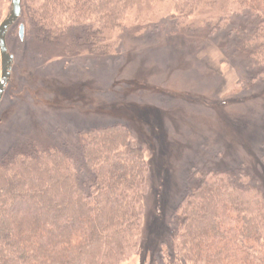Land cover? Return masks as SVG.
I'll return each instance as SVG.
<instances>
[{"label":"trees","instance_id":"1","mask_svg":"<svg viewBox=\"0 0 264 264\" xmlns=\"http://www.w3.org/2000/svg\"><path fill=\"white\" fill-rule=\"evenodd\" d=\"M138 1L22 0L25 36L49 44L70 35L109 55L121 48ZM171 1L170 32L189 34L187 51L224 36L226 62L249 75L234 93L264 81V0ZM262 122L264 129V113ZM147 154L122 123L80 131L75 148L15 142L0 158V264H123L142 244ZM189 181L172 214L178 258L167 264H264V183L256 174L244 162L194 166Z\"/></svg>","mask_w":264,"mask_h":264},{"label":"rangeland","instance_id":"2","mask_svg":"<svg viewBox=\"0 0 264 264\" xmlns=\"http://www.w3.org/2000/svg\"><path fill=\"white\" fill-rule=\"evenodd\" d=\"M173 6L139 0L124 21L121 48L104 56L78 47L70 35L49 44L21 39L22 18L7 34L15 61L0 103V158L15 142L75 148L80 131L117 123L146 144L150 190L142 244L123 264L178 258L170 252L172 214L194 166L229 169L244 162L264 183V81L234 93L238 78L249 75L226 62L224 36L187 51L189 34L170 32ZM10 8L11 0H0V23Z\"/></svg>","mask_w":264,"mask_h":264},{"label":"water","instance_id":"3","mask_svg":"<svg viewBox=\"0 0 264 264\" xmlns=\"http://www.w3.org/2000/svg\"><path fill=\"white\" fill-rule=\"evenodd\" d=\"M22 0H11V8L7 16L0 23V56H1V76H0V103L4 92L10 83L15 56L9 51L7 44V34L9 29L18 22L22 16ZM19 36L24 39L25 26H19Z\"/></svg>","mask_w":264,"mask_h":264}]
</instances>
